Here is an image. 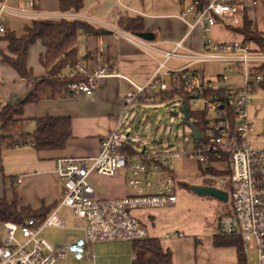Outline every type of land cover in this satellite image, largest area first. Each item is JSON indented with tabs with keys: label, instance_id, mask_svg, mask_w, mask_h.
<instances>
[{
	"label": "built area",
	"instance_id": "built-area-1",
	"mask_svg": "<svg viewBox=\"0 0 264 264\" xmlns=\"http://www.w3.org/2000/svg\"><path fill=\"white\" fill-rule=\"evenodd\" d=\"M33 5L34 0H31V8ZM258 5L259 0H211L204 11L191 5L181 15L188 35L196 29L202 31V54H184L185 49L180 43L171 53H166L146 86L140 87L125 79L132 91L121 99L115 128L101 141L100 154L95 158L59 159L56 162V174L62 184L60 202L45 220L30 219L22 225L4 224L6 236L0 246V264H58L69 259L77 263L87 259L92 245H136L153 241L136 214L165 210L178 204L184 185L175 176L174 167L181 160L197 161L201 175V167L206 165L220 174L216 176L219 186L212 187L228 194L232 211L219 218L217 235L238 240L247 264H252L248 259L251 249L256 253V264H264V149L250 143L256 128L248 113L254 94L264 84V55L250 44L214 45L208 38L218 23L235 31L242 29V9ZM0 14H8L3 3H0ZM191 17L190 23L188 18ZM6 33L0 26V35ZM128 40L136 43L133 37ZM177 60L188 65L178 71L172 69L170 62ZM208 63L225 69L216 77L217 84L190 72L191 67ZM73 69L70 75L77 74L86 83L73 85L70 99L79 100L95 94L97 84L103 78L121 77L109 62L94 72L81 64ZM186 71L190 72L192 87L190 109L181 96L165 101L178 102L179 110H170L169 114L180 120L189 136H183L180 149L171 143L151 142L152 138L143 137L141 128L145 125L137 121V108L163 102L152 100V97L170 93L171 83L177 84L178 74ZM229 75L240 79L239 83L233 84L234 89L227 88ZM185 108L188 121L183 113ZM189 125L198 129L203 137L201 141L193 137ZM220 165L225 169L219 170ZM120 172L127 177L130 195L120 200L100 198L91 180L114 179ZM61 209L69 210L85 227L74 243L55 248L41 235L46 229L65 228L59 219ZM183 237L168 235L166 240Z\"/></svg>",
	"mask_w": 264,
	"mask_h": 264
},
{
	"label": "crops",
	"instance_id": "crops-1",
	"mask_svg": "<svg viewBox=\"0 0 264 264\" xmlns=\"http://www.w3.org/2000/svg\"><path fill=\"white\" fill-rule=\"evenodd\" d=\"M30 2L31 0L0 1L8 10V14H0V26L7 32L5 35H0V52L9 55L10 40L25 37L32 29L33 22L55 23L77 20L108 32L107 35L99 38L81 36L84 42L83 53L81 56L78 55L81 65L89 72H94L105 62H109L110 67L118 71L121 76L103 78L97 84L96 93L83 99L44 101L39 105H27L24 109L22 119L27 122V134L35 132L36 121L42 118L58 119L59 117L71 120L72 139L63 150L39 153L28 145L7 151L3 157L4 171L0 174V200L15 201V191H17L18 208H31L35 212L47 210L48 217L62 198V184L56 174V162L59 159L95 158L100 154L101 141L115 128L121 112V99L132 91V86L126 80L140 87L146 86L158 71V64L164 60L166 53H171L177 44H183L184 54H202L204 39L200 29L188 35L187 25L180 19L181 15L193 5L192 0H84L81 12L70 14L60 11V0H34L32 8ZM242 11L252 24V29L264 35V0H259L257 7H245ZM137 19L142 21L143 33L150 36L149 40L138 39L120 28L121 20ZM192 19V17L188 18V22L191 23ZM129 37H133L136 43L130 42ZM208 38L214 45L245 42V37L223 23H218L211 30ZM250 45L254 50L259 51V47L254 42ZM45 51L40 43L30 49L27 57L28 67L38 81L49 77V73L41 64ZM172 62L170 67L177 71L188 65L178 60ZM196 67L197 65L191 67L190 72L198 77ZM64 74L69 76L70 71L66 69ZM212 75V78H216L221 74ZM200 78L207 80L204 74ZM263 85L260 88L264 91ZM5 90L8 92L6 99L8 103H3L4 93L0 102L9 106L24 101L30 92L27 84L12 68L6 66L0 57V92ZM252 113L253 124L263 121L264 103H257L252 108ZM187 162L193 161L187 160ZM91 183L98 189L100 198L120 200L130 195L127 189V177L123 172L114 179L96 178L92 179ZM184 187L187 189L186 185ZM188 191L194 195L190 190ZM180 199L174 207L165 210L139 211L136 214L146 226L150 237L160 242L164 252L172 253V264H238L236 248L233 247L235 249L233 251L213 247L214 239L218 237V235L212 237L213 230L215 231L214 220L212 221L210 217L200 220L191 212L187 213V201L189 203L193 201L192 196L186 194ZM65 212H68L67 216ZM59 219L65 228L53 229V231H62L64 241L55 245L47 241L55 248L74 243L85 227V224L75 220L72 213L66 209H61ZM68 220L72 221L71 227L68 225ZM4 224L0 222V246L6 236ZM174 234L184 237L166 240V236ZM18 238L21 240L20 236ZM41 238L43 239L42 235ZM193 241L199 242L202 246L199 251L191 247ZM88 254L85 261L76 264H151L144 256L148 253L136 250L135 245L132 244L92 245L88 249ZM64 262L66 261L62 263ZM67 262L75 263L71 259Z\"/></svg>",
	"mask_w": 264,
	"mask_h": 264
},
{
	"label": "trees",
	"instance_id": "trees-1",
	"mask_svg": "<svg viewBox=\"0 0 264 264\" xmlns=\"http://www.w3.org/2000/svg\"><path fill=\"white\" fill-rule=\"evenodd\" d=\"M83 2L84 0H60V11L64 14L80 13ZM210 2L211 0H192V4L198 11H204ZM241 15L243 26L242 29H237L236 32L245 37V44L254 42L259 47V52L264 55V35L252 29V24L248 21L245 12L241 11ZM119 25L122 31L130 35L144 34V25L140 19L121 20ZM107 34L108 32L104 29L77 20L57 21L55 23L36 21L33 22L32 29L25 37L10 40L9 55L0 52L3 63L12 68L30 89L27 98L18 102L17 106H4L0 102V174H3L4 171L3 157L7 151L28 147V145H31L39 153L49 150L59 151L63 150L72 139L71 120L68 118H42V120L36 121L35 132L27 134V122L22 119L23 112L30 104L39 105L44 101L57 102L70 99L71 87L75 84L86 83L77 74L74 76L64 74L66 69L72 72L76 65L81 64L77 52L79 38L82 35L99 38ZM40 43L46 50L41 63L49 73V77L38 81L28 67L27 57L30 49ZM189 75V71L178 74V83H171L172 91L152 97V100L165 101L167 98L175 99L181 96L185 99L186 107L190 109L192 87L189 84ZM187 77L188 80H186ZM201 170L205 176H220L212 169H208L207 165L202 166ZM15 196L13 202L0 200V222L22 225L30 219L45 220L47 218L49 213L47 210L35 212L31 208H18L17 191H15ZM215 245L217 247L231 246L236 248L238 250V264H247L245 254L238 240H224L216 237ZM135 249L148 253L157 264H172V253L169 251L164 252L157 240L137 243Z\"/></svg>",
	"mask_w": 264,
	"mask_h": 264
},
{
	"label": "rangeland",
	"instance_id": "rangeland-1",
	"mask_svg": "<svg viewBox=\"0 0 264 264\" xmlns=\"http://www.w3.org/2000/svg\"><path fill=\"white\" fill-rule=\"evenodd\" d=\"M83 36V35H82ZM83 46L84 42H82V38L80 37L78 40L77 48H79L78 55L81 56L83 53ZM83 58V57H82ZM40 59V58H39ZM174 65V62H172ZM40 64V61H39ZM42 64V63H41ZM175 66V65H174ZM43 67V66H42ZM198 72V77L205 75V78L211 79V81L215 84H217L216 78H212V74H223L225 69L220 67L218 64L208 63L205 65H197L196 67ZM70 71V70H69ZM240 79L237 80L236 78H233L232 75H229V81L227 88H235L233 86L234 83H239ZM226 87V85H225ZM2 93L3 94V103H8L6 101L8 97V92L5 90L4 92H0V99H2ZM2 102V101H1ZM263 102L264 103V91L262 88H258L256 93L254 94L252 98L251 107L248 110L249 116L252 120V108L257 104ZM3 105V104H2ZM5 106V105H4ZM17 106V105H14ZM179 104L178 102L174 101L173 103H170L169 101H163L158 102L157 104H150L146 106H141V108H137V121L142 122L145 125L144 128H141L143 130V137L149 138L151 142L159 143L163 142L165 143H171L176 148H181L182 145V138L186 134L189 136V131L186 130L184 126H181L180 120L176 118L174 115L169 114L170 110L178 109L179 110ZM16 109V108H15ZM15 111V110H14ZM12 116V115H11ZM254 127L256 128L255 134L252 135L250 143L254 145L255 147H261L264 149V116L263 121L261 122H255ZM206 136H209V133H206ZM196 163V164H195ZM219 170H224L225 168L223 165H220L218 167ZM174 174L178 177L182 183H189L192 185H199V186H205V187H218L219 179L216 176H203L199 172V166L197 164V161L193 162H187L185 160H181V162L176 163L174 167ZM227 178L226 176H224ZM190 195L192 196V200L190 203L187 201L188 209H186L187 213L191 212L194 216H198L200 220H204L206 217H210V219L214 220V228L212 237L214 238L215 235L217 236L218 227H219V218L221 215H227L232 211V206L230 204H220V201H217L216 199H209V198H203V197H195L194 195L190 194L185 187H182L180 192V198L184 197V195ZM180 199V200H181ZM67 211V210H66ZM66 216L68 215V212H65ZM206 222V221H205ZM69 227L72 226V221L68 220ZM75 225V224H74ZM56 230V229H55ZM42 237L45 241H49L52 245L57 244L58 242L64 241V233L53 231V229H46ZM223 239V238H222ZM177 240V239H173ZM202 240V239H201ZM225 240V239H224ZM200 242V238H199ZM197 241L192 242V248L194 250H198L202 247L199 245L200 243ZM217 249H231L235 251V249L231 246L229 247H217L215 245V239H214V245ZM237 253V252H236ZM144 256L147 257L148 261L153 264L155 261L152 259L151 256L148 254H145ZM237 256V254H236ZM248 259L252 261V264H256V253L254 249H251V251L248 253ZM63 262V261H62ZM59 262V263H62ZM58 263V264H59ZM70 262H64L62 264H68ZM76 264V263H74ZM157 264V263H155Z\"/></svg>",
	"mask_w": 264,
	"mask_h": 264
},
{
	"label": "water",
	"instance_id": "water-1",
	"mask_svg": "<svg viewBox=\"0 0 264 264\" xmlns=\"http://www.w3.org/2000/svg\"><path fill=\"white\" fill-rule=\"evenodd\" d=\"M138 39L141 40H149L150 36H148V34H142V35H138L136 36ZM1 106V105H0ZM183 113L185 115V120L188 121L189 120V115H188V110L185 108L183 110ZM190 128L193 130V137L196 140L201 141L203 139L202 135L200 134V132L198 131V129H196L195 127H193L192 125H189ZM186 185L187 189L190 190L194 195L199 196V197H203V198H209V199H216L217 201L222 202L223 204H227L228 202V194H226L225 192L215 189V188H209V187H205V186H190L187 184H184V186Z\"/></svg>",
	"mask_w": 264,
	"mask_h": 264
}]
</instances>
